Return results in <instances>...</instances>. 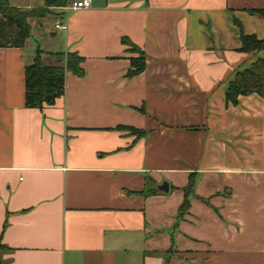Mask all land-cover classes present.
I'll list each match as a JSON object with an SVG mask.
<instances>
[{
    "label": "crops",
    "instance_id": "crops-1",
    "mask_svg": "<svg viewBox=\"0 0 264 264\" xmlns=\"http://www.w3.org/2000/svg\"><path fill=\"white\" fill-rule=\"evenodd\" d=\"M71 1L28 19L53 16L44 63L83 58L52 103L24 104L28 38L0 47L3 263L264 264V94L224 96L263 54L234 20L263 38L264 0ZM130 44L145 66L127 75Z\"/></svg>",
    "mask_w": 264,
    "mask_h": 264
},
{
    "label": "trees",
    "instance_id": "trees-1",
    "mask_svg": "<svg viewBox=\"0 0 264 264\" xmlns=\"http://www.w3.org/2000/svg\"><path fill=\"white\" fill-rule=\"evenodd\" d=\"M67 0H44V4L38 7H15L8 4V0H0V47L16 46L21 47L26 38L30 36L29 18L44 17L50 12L51 6H63ZM262 14L264 10H256ZM239 30L240 46L243 52H260L258 56L248 66L235 71L225 88V100L236 103L239 94L256 92L264 94V37L258 38L254 34H246L242 31L239 22L234 20ZM123 42L129 43L126 38ZM133 51L138 52L135 57L129 58V68L127 75H132L143 69L145 66L144 56L135 45L130 44ZM42 50L37 46L31 62L24 65V104L26 106L41 107L43 103H52L54 98L62 93L66 70L74 74L81 75L83 69L80 65L83 58L76 52L51 53L59 63H44L41 60ZM134 129V128H132ZM138 134L142 130L134 129ZM192 180L185 186V193L178 208V216L182 214L188 205L187 190L192 187ZM5 247L0 242V249ZM0 264H4L0 257Z\"/></svg>",
    "mask_w": 264,
    "mask_h": 264
},
{
    "label": "rangeland",
    "instance_id": "rangeland-1",
    "mask_svg": "<svg viewBox=\"0 0 264 264\" xmlns=\"http://www.w3.org/2000/svg\"><path fill=\"white\" fill-rule=\"evenodd\" d=\"M37 2L39 0H36ZM50 13V12H49ZM30 19V18H29ZM40 19V17L35 18L34 20ZM53 21V16L48 15L46 19L43 21V26L41 27L36 21H33L31 24L30 36L28 37V44L26 45L27 48H34L37 46L46 47L47 45L51 44L55 41L54 37H51L49 28L51 26V22Z\"/></svg>",
    "mask_w": 264,
    "mask_h": 264
},
{
    "label": "built area",
    "instance_id": "built-area-1",
    "mask_svg": "<svg viewBox=\"0 0 264 264\" xmlns=\"http://www.w3.org/2000/svg\"><path fill=\"white\" fill-rule=\"evenodd\" d=\"M90 5V0H72L70 3V6L72 8H84V7H88ZM54 26L56 28H63V24L62 23H55Z\"/></svg>",
    "mask_w": 264,
    "mask_h": 264
},
{
    "label": "water",
    "instance_id": "water-1",
    "mask_svg": "<svg viewBox=\"0 0 264 264\" xmlns=\"http://www.w3.org/2000/svg\"><path fill=\"white\" fill-rule=\"evenodd\" d=\"M159 189L167 190L168 189V183L166 180H162L160 183L156 185Z\"/></svg>",
    "mask_w": 264,
    "mask_h": 264
}]
</instances>
